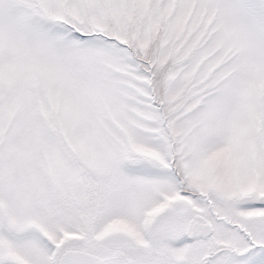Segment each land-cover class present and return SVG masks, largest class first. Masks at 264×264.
I'll return each instance as SVG.
<instances>
[{
    "label": "snow or ice",
    "instance_id": "1",
    "mask_svg": "<svg viewBox=\"0 0 264 264\" xmlns=\"http://www.w3.org/2000/svg\"><path fill=\"white\" fill-rule=\"evenodd\" d=\"M0 264H264V0H0Z\"/></svg>",
    "mask_w": 264,
    "mask_h": 264
}]
</instances>
